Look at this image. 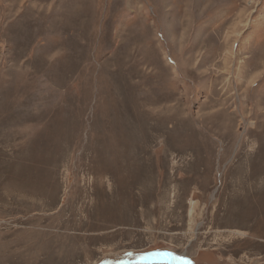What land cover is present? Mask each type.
Segmentation results:
<instances>
[{
	"label": "rangeland",
	"instance_id": "374dc122",
	"mask_svg": "<svg viewBox=\"0 0 264 264\" xmlns=\"http://www.w3.org/2000/svg\"><path fill=\"white\" fill-rule=\"evenodd\" d=\"M162 253L264 264V0H0V264Z\"/></svg>",
	"mask_w": 264,
	"mask_h": 264
},
{
	"label": "bare ground",
	"instance_id": "6f19581e",
	"mask_svg": "<svg viewBox=\"0 0 264 264\" xmlns=\"http://www.w3.org/2000/svg\"><path fill=\"white\" fill-rule=\"evenodd\" d=\"M243 78V77H242ZM228 85V84H227ZM213 89V88H212ZM246 93V92H245ZM242 96V95H241ZM239 99V98H238ZM227 100V99H226ZM229 100V99H228ZM227 100V101H228ZM247 102V101H246ZM233 106V105H232ZM6 125V124H5ZM17 138V137H16ZM19 141V140H18ZM29 152V151H28ZM52 157V156H51ZM14 159V158H13ZM19 166V165H18ZM253 170V169H252ZM251 171V170H250ZM253 172V171H252ZM255 172V171H254ZM257 174H262L261 172H257ZM263 175V174H262ZM252 176V175H251ZM20 196V194H19ZM180 255H184V254H180ZM180 255H176V254H172L171 253H162L160 254L161 259L166 258V260H172V261H178V264H186V262L184 261V259H182L181 257H179Z\"/></svg>",
	"mask_w": 264,
	"mask_h": 264
},
{
	"label": "water",
	"instance_id": "95a60500",
	"mask_svg": "<svg viewBox=\"0 0 264 264\" xmlns=\"http://www.w3.org/2000/svg\"><path fill=\"white\" fill-rule=\"evenodd\" d=\"M183 258V256H180ZM137 262H146V263H154V262H162V261H168L166 260V258L161 259V257L158 256H154V257H142L138 260H136ZM186 264H190L186 259H185Z\"/></svg>",
	"mask_w": 264,
	"mask_h": 264
}]
</instances>
